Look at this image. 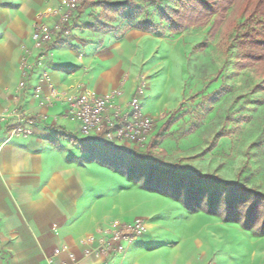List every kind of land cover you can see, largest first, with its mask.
I'll list each match as a JSON object with an SVG mask.
<instances>
[{
	"label": "crops",
	"instance_id": "0c3cea01",
	"mask_svg": "<svg viewBox=\"0 0 264 264\" xmlns=\"http://www.w3.org/2000/svg\"><path fill=\"white\" fill-rule=\"evenodd\" d=\"M59 2L0 0V114L20 106L37 116L48 115L47 120H37L29 136L8 135L0 121V264H207L210 251L198 241L208 234L179 233V227L170 223L177 214L171 207L185 210L182 215L189 218L218 216L192 213L169 196L134 182L115 186L119 171L97 160H81V150H107L106 143L82 138L78 125L65 116L62 103L45 107L34 98V87L45 71L60 89L81 85L106 94L120 88L117 102L122 105L138 87L137 68L125 65L117 48L81 56L68 46L71 36L53 45L41 59V52L33 48L34 25L47 6ZM80 12L73 33L82 20ZM26 49L31 51L30 68L27 86L20 91ZM128 80L132 84L126 90ZM154 200L160 203L150 206ZM137 217L148 221V231L123 253L109 258L83 255L82 239L114 220ZM63 246L77 255L75 261L67 252L54 255Z\"/></svg>",
	"mask_w": 264,
	"mask_h": 264
},
{
	"label": "rangeland",
	"instance_id": "374dc122",
	"mask_svg": "<svg viewBox=\"0 0 264 264\" xmlns=\"http://www.w3.org/2000/svg\"><path fill=\"white\" fill-rule=\"evenodd\" d=\"M114 1L120 0H83L80 7L82 20L71 35L69 41L72 40V44L68 46L78 50L81 56L89 52L107 54L117 48L125 65L137 68L138 87L144 90L143 111L153 114L150 116L154 119L155 131L144 150L86 148L81 150L82 162H101L106 153L109 161L113 156L124 158L123 166L115 169L121 173L114 176L115 186L132 182L144 184L149 170L160 168L171 174L175 172L174 177L190 175L191 179L183 182L187 191L192 189L193 179H199L193 176L197 174L213 177L222 183L234 182L245 188H256L264 193L263 78L253 68L240 67L242 50L238 49V42L230 38L235 27L231 30V23L225 24L235 9L241 13L240 10L233 5L226 13V19L212 31L208 24L192 26L175 34L168 29L157 33L132 29L123 33L122 27L131 21L159 23L160 10L167 4L174 5V0H134L135 4L129 10L134 18L119 15L114 28L109 31L85 28L86 24L96 20L102 2ZM53 7L47 6L44 12ZM236 13L232 15L235 24L239 23ZM259 21V18L255 19L256 24ZM131 84L132 80H128L125 89ZM178 108L176 123L170 128L163 127ZM160 131L161 136H167L156 137ZM141 158L148 161H139ZM195 185L197 189L206 186L213 192L216 188L212 182L198 181ZM169 197L171 201L181 203L179 207L184 205L180 200ZM159 203L154 200L150 206ZM171 211L177 214L170 223L179 227V233L195 230L208 234L207 239H200L198 243L208 247L209 261L217 264H264V236H256L240 223L226 222L220 217H185L182 215L185 210H177L174 205ZM162 224L168 226L169 223Z\"/></svg>",
	"mask_w": 264,
	"mask_h": 264
},
{
	"label": "built area",
	"instance_id": "2783aa9c",
	"mask_svg": "<svg viewBox=\"0 0 264 264\" xmlns=\"http://www.w3.org/2000/svg\"><path fill=\"white\" fill-rule=\"evenodd\" d=\"M83 0H60L57 6L39 15L35 23L33 48L41 52V59L49 54L51 47L73 34L76 15ZM51 19V20H50ZM31 51L25 50L22 58L23 79L18 90L27 86ZM40 83L34 87L33 96L45 107L62 103L65 116L76 123L79 135L90 141L105 142L108 148H131L144 150L155 131L154 119L143 111V88L137 87L134 95L124 105L117 100L122 89L116 88L106 94H98L81 85L66 89L58 88L49 72L41 74ZM47 120V114L35 115L29 109L17 106L0 114V121L6 124L8 135L29 136L33 133L38 119ZM95 142H89L93 145ZM148 231V223L137 217L131 222L114 220L106 227L82 239L84 256L113 257L123 253L127 247L143 237ZM67 252L75 261L77 255L68 246L58 247L54 255ZM207 264H217L209 261Z\"/></svg>",
	"mask_w": 264,
	"mask_h": 264
},
{
	"label": "trees",
	"instance_id": "16d2710c",
	"mask_svg": "<svg viewBox=\"0 0 264 264\" xmlns=\"http://www.w3.org/2000/svg\"><path fill=\"white\" fill-rule=\"evenodd\" d=\"M134 4V0L102 2L96 20L86 24L85 28L92 31L112 30L119 15L125 14L134 18L135 15L129 11ZM233 5L241 12L239 13L235 9L239 17L237 24L232 19L235 11L229 16V19H226V13ZM256 18L260 19L257 24ZM224 20L226 25L231 23L229 29L232 30L235 27L231 31L230 38L231 41L238 42V49L242 50L243 54L239 57L240 67L255 69L263 78L264 83V0H174V5L167 4L160 10L159 23L131 21L122 27V32L127 33L132 29H138L143 32L157 33L166 32L168 29L170 33L175 34L192 26L201 27L208 24L211 25L210 31H212L216 25L221 24ZM179 112L180 108L175 110L163 127L170 128L174 125L179 119V117L175 118V115ZM161 132L157 133L156 137L164 138L167 136H161ZM106 154L105 158L101 159L102 163L114 169L123 166L124 158L113 156L114 158L109 161L106 159ZM143 160L147 159L141 158L139 161ZM131 161L134 164V160L131 159ZM144 168L147 167L144 166ZM173 175L175 172L171 174L169 171L160 168L156 171L149 170L148 179L140 186L180 200L192 213L203 211L218 216L226 222L240 223L244 229L253 231L256 236H264L263 192L256 188H245L238 183H222L213 177L197 174L193 176L200 180L193 179L192 189L187 191L183 182L190 180V175L180 174L177 177ZM129 179L132 180V175L129 176ZM198 181L215 184L214 192L209 191L206 186L201 189L195 188L197 185L194 186V184Z\"/></svg>",
	"mask_w": 264,
	"mask_h": 264
}]
</instances>
